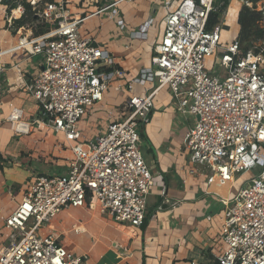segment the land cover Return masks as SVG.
Here are the masks:
<instances>
[{
  "label": "built area",
  "instance_id": "2783aa9c",
  "mask_svg": "<svg viewBox=\"0 0 264 264\" xmlns=\"http://www.w3.org/2000/svg\"><path fill=\"white\" fill-rule=\"evenodd\" d=\"M66 1L40 0L37 25L46 29L19 35L12 49L42 56L40 70L25 86L38 105L33 122L62 134L57 146L69 148L73 157L66 172L29 180L3 218L9 233L0 242V264H87L85 256L66 251L53 233L41 230L60 211L83 207L88 195L115 221L144 223L156 182L141 153L139 128L149 122L153 98L164 88L175 110L192 121L183 144L191 161L209 170L206 193L223 206L219 238L225 249L218 263L264 264V0H236L238 9L261 13L263 34L249 41L237 35L229 43L221 40L219 21L227 0H165L161 39L151 48L149 64L127 80L118 105H108L104 95L124 71L103 46L79 35L83 18L69 16ZM122 1L130 0H103L91 15L103 13L123 27L116 8ZM212 14L216 21L208 27ZM137 33L144 31L132 35ZM5 69L0 62V77ZM85 114L95 117L91 136L79 130ZM22 117L17 107L9 113L11 123H22L14 130L27 134L32 123ZM249 171L253 175L232 195L235 176Z\"/></svg>",
  "mask_w": 264,
  "mask_h": 264
},
{
  "label": "crops",
  "instance_id": "0c3cea01",
  "mask_svg": "<svg viewBox=\"0 0 264 264\" xmlns=\"http://www.w3.org/2000/svg\"><path fill=\"white\" fill-rule=\"evenodd\" d=\"M30 1L0 0V62L6 67L0 77L2 225L23 197L29 180L42 173L66 172L73 157L69 148L57 146L63 142L62 134L33 122L38 105L25 86L40 70L42 56L12 49L19 35L40 34L35 33L40 28L34 21L41 2L35 0L38 4L33 5ZM102 1L67 0L66 13L83 18L79 35L103 46L114 56V67L124 71V77L112 80L106 91L114 90L115 97L108 100L104 95L108 105H118L124 99L127 80L149 64L151 48L161 39L165 0L118 3L123 27L103 13L91 15ZM177 1L170 0L172 4ZM136 31L144 33L134 37ZM153 104L149 122L139 128L141 153L156 182L147 198L144 223L117 222L88 195L83 207L60 211L41 230L53 233L66 251L85 256L87 264H219L217 258L225 249L219 238L223 206L217 197L206 193L209 170L192 162L183 144L190 123L175 110L166 88L155 95ZM13 107L22 109L23 120L32 123L29 133L13 130L9 120Z\"/></svg>",
  "mask_w": 264,
  "mask_h": 264
},
{
  "label": "rangeland",
  "instance_id": "374dc122",
  "mask_svg": "<svg viewBox=\"0 0 264 264\" xmlns=\"http://www.w3.org/2000/svg\"><path fill=\"white\" fill-rule=\"evenodd\" d=\"M232 1L233 0H229V1L227 0V5L224 7L223 12L219 15V21H221V29H222L221 40L224 43H229L238 35L237 19L239 12L238 8L240 7V4L236 1L237 6H232ZM34 22H35L34 25H37L39 20L36 19ZM113 97H115V92L114 90L111 89L106 93L105 98H107L108 100H112ZM107 99L106 100L104 99V101L108 102ZM94 121H95V117L87 118L86 114L79 120L78 122L79 130L82 133V135L91 136L96 132ZM189 123L191 124L192 121L189 120ZM252 175L253 173L251 171L237 174L234 178V182L232 186V195H234L236 191L244 184V181L249 179ZM47 225L48 224H46V226ZM8 233H9L8 230L5 227H3L2 223H0V242L6 240Z\"/></svg>",
  "mask_w": 264,
  "mask_h": 264
},
{
  "label": "trees",
  "instance_id": "16d2710c",
  "mask_svg": "<svg viewBox=\"0 0 264 264\" xmlns=\"http://www.w3.org/2000/svg\"><path fill=\"white\" fill-rule=\"evenodd\" d=\"M261 18V13L256 10H252L246 6L241 7L238 12V36L242 41H249L251 37H258L263 34V30L258 25V20ZM216 21V14L210 16L208 27H210ZM35 33H42L43 26Z\"/></svg>",
  "mask_w": 264,
  "mask_h": 264
},
{
  "label": "bare ground",
  "instance_id": "6f19581e",
  "mask_svg": "<svg viewBox=\"0 0 264 264\" xmlns=\"http://www.w3.org/2000/svg\"><path fill=\"white\" fill-rule=\"evenodd\" d=\"M232 6H237V3H236V0H233L232 1ZM21 122H16V121H14L13 123H12V128H13V130L15 129V128H21ZM26 126H27V124H25ZM222 193H225V191H226V188H223V189H221L220 190ZM96 202V201H95ZM79 208V207H78ZM70 210V209H69ZM61 215H62V212H61ZM74 216V215H73ZM75 218V217H74ZM74 226V225H73ZM72 226V227H73ZM80 227V226H79ZM77 228V227H76ZM80 229V228H79ZM81 230V229H80Z\"/></svg>",
  "mask_w": 264,
  "mask_h": 264
}]
</instances>
